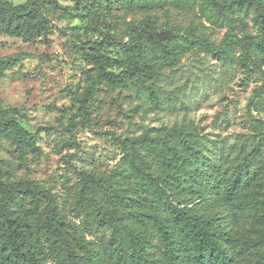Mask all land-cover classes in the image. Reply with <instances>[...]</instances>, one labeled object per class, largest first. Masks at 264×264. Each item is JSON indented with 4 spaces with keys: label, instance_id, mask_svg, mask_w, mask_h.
Wrapping results in <instances>:
<instances>
[{
    "label": "rangeland",
    "instance_id": "obj_1",
    "mask_svg": "<svg viewBox=\"0 0 264 264\" xmlns=\"http://www.w3.org/2000/svg\"><path fill=\"white\" fill-rule=\"evenodd\" d=\"M231 1L0 0L10 23H0V60L19 58L0 69V117L28 131L33 145L21 150L0 129V198L7 183L49 190L67 211L70 243L104 253L114 235L97 228L99 207L77 194L82 172L123 194V205L103 208L121 219L116 237L129 245L147 234L138 228V202L158 181L185 189V206L199 202L185 172L201 158L242 183L232 204L219 190L208 193L197 215L211 222L235 264H257L264 251L256 223L264 215V30L253 9L231 10ZM26 4L32 10L23 17L11 11ZM226 36L237 44L218 59L212 47ZM194 38L212 47L189 44ZM142 65L155 69L152 79L141 76ZM130 66H138L133 77L110 81ZM163 150L183 155L184 168L168 165ZM44 207L26 199L13 216L41 264H70L49 247ZM151 242L158 250L159 239ZM106 257L103 264H112L115 255Z\"/></svg>",
    "mask_w": 264,
    "mask_h": 264
},
{
    "label": "trees",
    "instance_id": "obj_2",
    "mask_svg": "<svg viewBox=\"0 0 264 264\" xmlns=\"http://www.w3.org/2000/svg\"><path fill=\"white\" fill-rule=\"evenodd\" d=\"M143 6V5H141ZM254 10L255 22L264 30V0H232L229 4L231 10L240 11L242 8ZM32 10L31 5H18L11 9L18 16H25ZM9 9L0 3V23L9 25L6 18ZM200 47L208 48L211 44L199 38L190 39ZM229 36L223 38L219 46L212 47L214 57L221 59L224 50L236 45ZM172 56V53H168ZM173 59H166L167 62ZM19 61V58H7L0 60V69L11 67ZM138 66H130L127 71L119 75H110V81L125 82L127 76L133 77ZM141 76L152 79L156 74L155 69L148 65L140 66ZM152 97L157 101L155 91H151ZM79 111L86 113L83 105ZM0 129L6 132L24 150L25 145H32L31 134L22 129L13 119L0 117ZM169 149V148H168ZM163 160L168 165H174L176 170L184 168L185 157L173 151L163 150ZM247 172V167L238 169L236 174ZM82 182L77 194L81 199L98 206L95 219L97 228L111 230L114 238L109 239L108 247L104 253L83 244L70 243L66 228L68 223L67 211L64 207L58 208L50 191L39 185H28L20 182L3 185V196L0 198V264H41L40 258L32 251L26 233L20 223L14 218L13 212L21 206L24 200L29 199L36 203L45 202L43 230L49 238V247L53 251L62 250L66 253L70 264H103L106 256L115 255L112 264H235V260L227 254L219 239L216 238L211 228V222L197 215L198 207L207 200L210 192L219 190L221 200L226 204H232L234 192L242 183V178L235 179L234 172L221 171L218 163L199 159L195 167H189L185 172L188 189L198 194L199 200L194 207H187L180 200V195L185 189L174 190L166 183L158 180L154 186L152 195L143 197L138 202L141 213L136 216L140 232L147 231L145 236H135L130 239L128 245L116 237L117 222L121 219L113 210L103 208V204L114 207L123 205V194L112 187L107 178H100L82 172ZM256 223L263 232L264 215L257 218ZM125 226H129L127 223ZM158 238L160 245L158 250L153 248L151 239ZM76 247L82 252L76 251ZM96 251V252H95ZM257 264H264V251Z\"/></svg>",
    "mask_w": 264,
    "mask_h": 264
}]
</instances>
